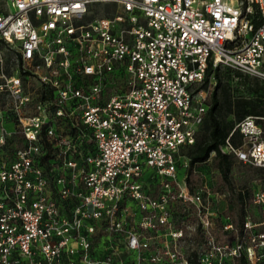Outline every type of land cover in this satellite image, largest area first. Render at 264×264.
<instances>
[{"label":"built area","instance_id":"built-area-1","mask_svg":"<svg viewBox=\"0 0 264 264\" xmlns=\"http://www.w3.org/2000/svg\"><path fill=\"white\" fill-rule=\"evenodd\" d=\"M3 50L26 83L0 70L14 115L12 129L0 121V264H192L197 226V264H264V182L259 219L239 230L216 212L225 194L177 178L209 107L207 67L264 81V0H4L0 64ZM257 118L220 151L264 167Z\"/></svg>","mask_w":264,"mask_h":264},{"label":"trees","instance_id":"trees-1","mask_svg":"<svg viewBox=\"0 0 264 264\" xmlns=\"http://www.w3.org/2000/svg\"><path fill=\"white\" fill-rule=\"evenodd\" d=\"M251 19L255 25L263 21L257 9H255V15H252ZM235 73L239 77L250 78L249 74L238 70ZM211 75L215 79V84L205 118L197 131L194 143L182 146L179 152L187 157L188 160L185 178L190 189L199 181L198 176H192L194 167L210 159V164L217 171L221 185L217 192L225 194L227 206L224 214L231 218L237 229L242 230L246 215L249 214L254 221L259 219V216L253 214L252 192L259 182H262V180L264 182V167L254 166L238 159L233 154L220 151L219 144L224 142L233 125L223 123L216 115L215 110L222 103V106H225L227 111L233 114L237 121L246 115L257 116V121L264 128V119L261 118L264 117V83L261 82L263 80L257 77L252 78V84H250V92L252 94L233 97L229 92L220 89L222 78L219 74V66L214 69L208 66L204 81L207 82ZM219 92L222 102H220ZM207 117L208 119L205 123ZM203 124L205 125L204 132L200 134L199 131ZM230 138L233 144H238L239 139L236 133ZM212 151L213 154H211ZM47 158L48 154L45 156V160ZM228 236H230L229 233H217V239L219 240H224ZM202 241H204V235L199 226L195 228L190 237L184 238L186 257L192 264H197V245ZM237 261L238 264H246L243 258H239Z\"/></svg>","mask_w":264,"mask_h":264},{"label":"rangeland","instance_id":"rangeland-1","mask_svg":"<svg viewBox=\"0 0 264 264\" xmlns=\"http://www.w3.org/2000/svg\"><path fill=\"white\" fill-rule=\"evenodd\" d=\"M3 1L4 0H0V8L2 7ZM102 7H106V5ZM241 8L243 9V4L241 5ZM252 15H255V7L253 8V12L251 13V16ZM0 70H3L5 75L18 74L22 77L24 84L26 83L25 82L26 79L22 76V73L20 72V69L18 68L16 64L14 51L12 50L2 51V63L0 64ZM235 72L236 70H234L230 66H227V65L219 66V74L222 78L220 89H222V91L225 90L226 92H229V94L232 95L233 97L251 95L252 93L250 92L251 90L250 84H252V78H255V76L249 75L250 78L245 79V78L237 76ZM209 80H212L215 84V79L213 78L212 75L209 77L208 81ZM261 82L264 83V81H261ZM36 86H38V83L36 81H33V88ZM218 95L220 98V102H222L220 92L218 93ZM215 113L223 123L234 125V123L237 121L235 116L229 113L225 106H222V103L219 104V106L215 110ZM207 119L208 117L206 118L205 123L207 122ZM0 121L3 122V124L8 129L14 128V125H13L14 115L12 111L9 109V103L0 107ZM204 124L200 128V131H199L200 134L204 132V127H205ZM18 138L19 137L15 136V137L8 139V142L4 148V151L1 154L3 159L9 160L10 158L9 153L12 150V148L15 145H20ZM186 168H187V165L185 166L179 165V168L177 169L178 179H181L183 174L186 173ZM193 172H194L192 175L193 177H197V176L199 177V181L195 183L194 187L203 182V183H206L214 191H217L218 188H220L221 185L218 180L217 171L214 168H212L210 164V159L200 164H197L194 167ZM215 203H216L215 209H216L217 214L218 215L224 214V210L227 206L225 197L222 199H219ZM215 221L217 222L216 224L218 225L220 221L219 217ZM216 232L219 234L221 233L218 228L216 229Z\"/></svg>","mask_w":264,"mask_h":264},{"label":"bare ground","instance_id":"bare-ground-1","mask_svg":"<svg viewBox=\"0 0 264 264\" xmlns=\"http://www.w3.org/2000/svg\"><path fill=\"white\" fill-rule=\"evenodd\" d=\"M229 2H231L232 4L235 2V0H228Z\"/></svg>","mask_w":264,"mask_h":264}]
</instances>
